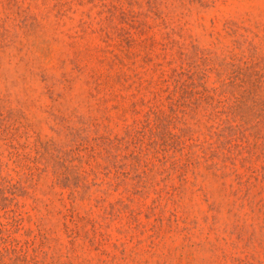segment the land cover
<instances>
[{
    "label": "rangeland",
    "instance_id": "374dc122",
    "mask_svg": "<svg viewBox=\"0 0 264 264\" xmlns=\"http://www.w3.org/2000/svg\"><path fill=\"white\" fill-rule=\"evenodd\" d=\"M0 264H264V0H0Z\"/></svg>",
    "mask_w": 264,
    "mask_h": 264
}]
</instances>
